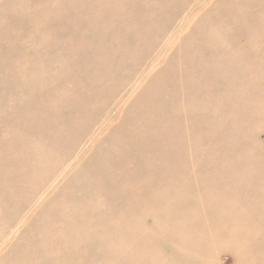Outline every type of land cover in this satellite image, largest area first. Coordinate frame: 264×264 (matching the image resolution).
Wrapping results in <instances>:
<instances>
[{
  "label": "rangeland",
  "instance_id": "rangeland-1",
  "mask_svg": "<svg viewBox=\"0 0 264 264\" xmlns=\"http://www.w3.org/2000/svg\"><path fill=\"white\" fill-rule=\"evenodd\" d=\"M0 264H264V0H0Z\"/></svg>",
  "mask_w": 264,
  "mask_h": 264
}]
</instances>
